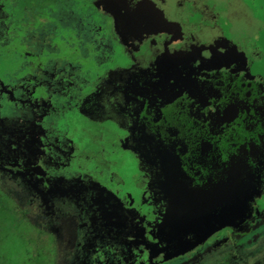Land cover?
<instances>
[{
	"label": "flooded vegetation",
	"instance_id": "af4514ba",
	"mask_svg": "<svg viewBox=\"0 0 264 264\" xmlns=\"http://www.w3.org/2000/svg\"><path fill=\"white\" fill-rule=\"evenodd\" d=\"M222 3L97 0V37L110 35L131 61L77 69L57 62L64 51L16 44L22 4L0 0V192L27 203L24 216L45 220L46 233L73 232L74 264L163 261L178 231L228 224L226 205L249 194L234 187H264V68L255 70L253 42L262 25L244 2ZM106 202L118 225L106 223Z\"/></svg>",
	"mask_w": 264,
	"mask_h": 264
},
{
	"label": "rangeland",
	"instance_id": "374dc122",
	"mask_svg": "<svg viewBox=\"0 0 264 264\" xmlns=\"http://www.w3.org/2000/svg\"><path fill=\"white\" fill-rule=\"evenodd\" d=\"M226 1L228 0H223L224 3ZM239 1L249 6L255 20L261 21V32L254 34L253 41L254 47L259 53L261 51L255 70H261L264 68V0ZM96 2L97 0H13L15 5L22 4L21 22L19 25L15 24L14 35L17 38L14 40L26 51L34 52L36 55L64 51L62 56L59 55V61H56L68 68L100 66L105 60V67L129 63L131 55L121 49L120 44H117L110 35L103 40L97 37V29L103 27L105 20L96 12L98 9ZM27 8L39 12L34 23L26 21L29 13L26 11ZM36 10L30 11L31 14ZM236 28L235 31L241 35L242 25ZM88 29H94L95 34L88 37ZM69 33L78 39L66 43ZM31 35H34V38ZM76 48L79 53L75 58L70 50ZM132 52L136 56L137 50L132 49ZM66 67L63 68L70 74ZM73 82L83 87L89 79L80 74L78 78H73ZM74 123L77 125L79 120ZM114 130L110 126L104 127L106 135H110ZM71 133L76 135L78 131L72 129ZM97 133L98 130H95V134ZM260 173L264 177V168ZM132 176L128 170V181L134 180ZM245 188L250 192L245 195V205L242 204V200L226 205L225 212H229L224 215V219L228 224L210 232L204 223L192 224L184 231H178L174 238L170 237L168 242L164 241L169 255L163 261L153 264H264V218L255 215L256 209L261 214L264 212V187L259 188L256 182L250 185L240 184L239 187H234L236 197L239 195L242 197ZM4 196V193L0 192V264H74L75 261L70 260L73 245L77 243L73 232L46 233L45 220L29 221L24 216L23 211L27 203H22L18 199L13 203L8 196V198ZM224 198L225 202L232 200L230 190L227 188ZM104 207L106 223L109 221L118 225L120 218L115 215L114 202H106ZM34 216L37 217L36 214ZM52 227L51 231L55 232V225Z\"/></svg>",
	"mask_w": 264,
	"mask_h": 264
},
{
	"label": "water",
	"instance_id": "95a60500",
	"mask_svg": "<svg viewBox=\"0 0 264 264\" xmlns=\"http://www.w3.org/2000/svg\"><path fill=\"white\" fill-rule=\"evenodd\" d=\"M248 193H250V192H248ZM244 195H245V194H244ZM244 195H243V196H244ZM244 202H245V197L242 198V204H243ZM245 204H246V203H244L243 205H245Z\"/></svg>",
	"mask_w": 264,
	"mask_h": 264
}]
</instances>
